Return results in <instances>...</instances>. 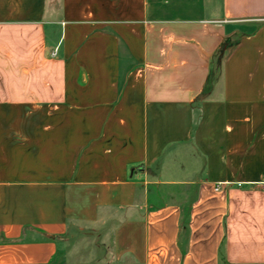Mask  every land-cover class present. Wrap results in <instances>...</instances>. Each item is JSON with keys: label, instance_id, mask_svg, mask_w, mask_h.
<instances>
[{"label": "crops", "instance_id": "0c3cea01", "mask_svg": "<svg viewBox=\"0 0 264 264\" xmlns=\"http://www.w3.org/2000/svg\"><path fill=\"white\" fill-rule=\"evenodd\" d=\"M264 0H0V264H264Z\"/></svg>", "mask_w": 264, "mask_h": 264}, {"label": "rangeland", "instance_id": "374dc122", "mask_svg": "<svg viewBox=\"0 0 264 264\" xmlns=\"http://www.w3.org/2000/svg\"><path fill=\"white\" fill-rule=\"evenodd\" d=\"M107 235L108 231L104 228L81 229L73 227L66 239H62L66 244L62 250L71 253L74 261H89L97 264L102 261L101 254L111 247V244L106 241Z\"/></svg>", "mask_w": 264, "mask_h": 264}, {"label": "built area", "instance_id": "2783aa9c", "mask_svg": "<svg viewBox=\"0 0 264 264\" xmlns=\"http://www.w3.org/2000/svg\"><path fill=\"white\" fill-rule=\"evenodd\" d=\"M262 190L264 191V180L261 182Z\"/></svg>", "mask_w": 264, "mask_h": 264}]
</instances>
